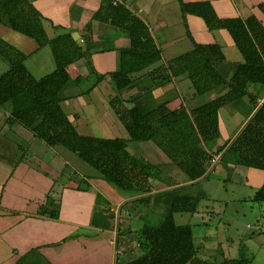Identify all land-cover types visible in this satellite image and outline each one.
<instances>
[{"label":"crops","instance_id":"1","mask_svg":"<svg viewBox=\"0 0 264 264\" xmlns=\"http://www.w3.org/2000/svg\"><path fill=\"white\" fill-rule=\"evenodd\" d=\"M28 1L43 17L50 40L71 36L84 56L67 69L70 81L62 92V110L81 136L125 140L129 153L149 168L153 192L136 201L138 196L125 192L121 195L96 176L67 175L68 163L56 169L53 159L46 163L31 154L33 147L40 148L39 139L21 125L8 122L9 107L0 108V264H129L137 258L132 253L130 238L136 236L138 242L139 231L155 228L149 225L151 219L158 220L156 227L160 226L177 198L199 201L195 212L174 216L175 223L177 215L195 220L188 225L198 248L200 263L196 264H254L264 255V203L253 201L264 185V171L224 163L220 153L215 156L218 161L214 166L212 162L205 165L204 177L191 181L185 173L186 161L170 157L153 142L155 148L143 150L144 155L131 150L129 145L137 141L131 139L111 108L110 101L116 96L113 86L109 79L98 83L99 76L117 71L118 52L131 43L129 33L113 25L105 10L106 0ZM183 2L208 3L220 20L255 17L264 27V14L259 8L264 0ZM117 4L150 29L163 54L159 65L140 73L136 83L122 93L124 100L134 99L143 113L160 106L176 111L182 106L194 108L228 93L229 86H222L197 97L186 76L162 86L159 81L153 83L149 76L150 71L166 62L192 52L195 42L221 47L226 60L216 66L225 82H229L242 56L228 31H210L204 20L195 15L185 18L179 0H114ZM0 39L26 56L24 66L33 77L40 79L56 70L49 46L40 49L35 40L5 24H0ZM3 62L8 71L9 64ZM247 90L257 98L258 105L264 103V86L249 84ZM252 107L249 97H244L221 109L220 137L208 151L212 157L238 135L254 114ZM212 181H223L236 190L248 188L250 194L236 199L215 197L213 186L208 187ZM101 199L107 204L104 210L97 207ZM230 204H239L243 215L250 213L262 218V227L247 233L253 230L247 225L237 230V241L230 238L231 228L223 222ZM43 208L48 214H43ZM239 209L237 216L241 218ZM51 211L58 213L57 219L49 215ZM195 230L201 233L195 234Z\"/></svg>","mask_w":264,"mask_h":264},{"label":"trees","instance_id":"2","mask_svg":"<svg viewBox=\"0 0 264 264\" xmlns=\"http://www.w3.org/2000/svg\"><path fill=\"white\" fill-rule=\"evenodd\" d=\"M179 3L185 18L195 15L204 20L210 31H228L242 61L231 80L225 82L216 66L226 60L221 47L193 42L192 52L150 71L151 81H159L162 86L186 76L197 97L222 86H229L227 94L194 108L182 106L171 111L160 106L146 113L135 105L134 99L124 100L122 93L136 83L140 73L159 65L163 54L150 29L123 5L115 6L114 0H106L105 10L114 26L129 33L131 43L118 52L117 71L99 76L98 83L110 80L116 93L110 101L111 108L131 139L153 142L170 157L186 161L183 162L185 173L191 181L204 177L205 165L220 153L224 163L264 171V103L258 105L257 98L247 90L249 84L264 86L263 25L255 17L220 20L208 3L187 4L183 0ZM259 8L264 14V5ZM43 21L28 0H0V24L35 40L40 49L49 46L57 65L53 73L37 79L24 66L26 56L0 39V59L9 64V70L0 76V108L9 107L8 122L21 125L49 148L62 147L74 153L106 182L138 196L136 201L146 199L153 192L151 173L129 153L127 142L81 136L62 110V92L70 81L67 69L84 56L71 36L50 40ZM187 35L191 38L188 28ZM244 97H249L254 114L238 135L212 157L208 151L220 137L221 109ZM253 201L264 203V185ZM198 204L199 201L191 198L175 199L160 226L137 233L140 254L129 264L200 263L191 226H178L174 219L176 214L195 212ZM47 212L43 208V214ZM49 215L58 218L55 211ZM224 264L243 263L225 261Z\"/></svg>","mask_w":264,"mask_h":264},{"label":"rangeland","instance_id":"3","mask_svg":"<svg viewBox=\"0 0 264 264\" xmlns=\"http://www.w3.org/2000/svg\"><path fill=\"white\" fill-rule=\"evenodd\" d=\"M8 66L6 63H4L3 61H0V74L7 71V67ZM38 144H41L40 146V150L37 149V147H33L31 149V154L33 155H38L39 158H41L42 160H44L46 163H48L49 161H51V159L54 160L53 164L54 167L56 169H61V167L63 168V164L65 165L66 163H68V169H67V175H71L76 173V175L78 174V176L81 177H94L96 176V178L101 179L102 182H106L104 179H102V177L100 176V174L93 169L90 165H88L87 163L83 162L81 159H79L74 153L64 149V148H57V149H50L48 148L46 145H44V143L42 141H38ZM130 149L133 151H135L136 153H138L139 155H144L143 150H146L149 147H154V144L151 142H145V143H139V142H131V145H129ZM214 166V165H213ZM213 178H216V176H213ZM65 181V180H63ZM106 184V183H104ZM108 184V182H107ZM213 184V185H212ZM109 185L111 186V188H113L114 190H116V192L120 193L122 195V191H120L119 189H117L116 187H114L111 183H109ZM211 185V186H210ZM213 186V192L215 197H220V198H226V199H236V198H240L243 197V195L247 196L250 194V190L248 188L246 189H238L236 190V188H233L230 184H225V182L223 181H212L209 183V188H212ZM124 193V192H123ZM254 204V203H252ZM106 202L104 200H99V203L97 205V207L100 210H104L105 206H106ZM239 204H230L228 207V210L226 211V216L225 218H223V222L226 224V227H230L231 229H229V237L230 238H234L235 241H237V236H236V232L238 229H245V227L247 225H249L250 227L253 228V230H248L246 231L247 233H250L251 231H255V229H258L259 227H262L263 221L261 220L262 218H260L259 216L255 215H251L250 213H246L245 215H243V211L240 210L239 208ZM240 211V217L238 218L237 216V211ZM216 220H220L221 218H216L214 217ZM208 219V218H206ZM120 220V219H119ZM124 220V221H123ZM122 220V223L125 224V219ZM149 220V219H148ZM149 225L150 226H157L158 220L156 221L155 219H151L149 220ZM212 222H214V220H211ZM135 222V221H134ZM192 222L194 223L195 220H192V218L190 216H186L183 215L181 217H179L178 215L176 216V223L180 224V225H188V224H192ZM239 222V226L237 225V223ZM238 227V228H237ZM245 231V230H244ZM126 231H124L125 233ZM195 234H200L201 232L198 231H194ZM205 232V231H204ZM198 236V235H197ZM232 236V237H231ZM129 242L131 243V248H132V253H134L135 257H138L140 254L139 251V244L137 242V238L136 236H133L130 238ZM254 264H264V255H260L257 260L254 262Z\"/></svg>","mask_w":264,"mask_h":264},{"label":"built area","instance_id":"4","mask_svg":"<svg viewBox=\"0 0 264 264\" xmlns=\"http://www.w3.org/2000/svg\"><path fill=\"white\" fill-rule=\"evenodd\" d=\"M217 161H218V158H215V157H214V159H213V161H212V165H215Z\"/></svg>","mask_w":264,"mask_h":264}]
</instances>
